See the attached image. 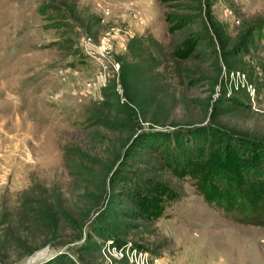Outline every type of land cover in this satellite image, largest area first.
Returning <instances> with one entry per match:
<instances>
[{
    "label": "rangeland",
    "instance_id": "374dc122",
    "mask_svg": "<svg viewBox=\"0 0 264 264\" xmlns=\"http://www.w3.org/2000/svg\"><path fill=\"white\" fill-rule=\"evenodd\" d=\"M172 124L264 141V0H0V264H264Z\"/></svg>",
    "mask_w": 264,
    "mask_h": 264
},
{
    "label": "trees",
    "instance_id": "16d2710c",
    "mask_svg": "<svg viewBox=\"0 0 264 264\" xmlns=\"http://www.w3.org/2000/svg\"><path fill=\"white\" fill-rule=\"evenodd\" d=\"M131 117L135 120L143 116L137 112L131 113ZM170 127L177 128L157 132L167 138L163 145L168 149L165 162L169 171L191 178L206 204L224 219L264 228V141L217 134L206 126L172 124ZM138 132L131 144L145 135L142 129ZM179 134L186 137L184 142L175 137ZM180 142L183 144L178 147ZM106 177L103 171L97 180L104 185ZM143 191L142 199L150 190L143 188Z\"/></svg>",
    "mask_w": 264,
    "mask_h": 264
},
{
    "label": "water",
    "instance_id": "95a60500",
    "mask_svg": "<svg viewBox=\"0 0 264 264\" xmlns=\"http://www.w3.org/2000/svg\"><path fill=\"white\" fill-rule=\"evenodd\" d=\"M36 258V255H33L31 258H29L28 260V263L27 264H30V262H32L34 259Z\"/></svg>",
    "mask_w": 264,
    "mask_h": 264
},
{
    "label": "bare ground",
    "instance_id": "6f19581e",
    "mask_svg": "<svg viewBox=\"0 0 264 264\" xmlns=\"http://www.w3.org/2000/svg\"><path fill=\"white\" fill-rule=\"evenodd\" d=\"M45 254H46L45 252L44 253H40L38 256L39 257H42V256L44 257Z\"/></svg>",
    "mask_w": 264,
    "mask_h": 264
}]
</instances>
